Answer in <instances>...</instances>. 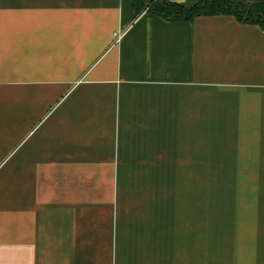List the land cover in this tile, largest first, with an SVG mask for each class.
Returning <instances> with one entry per match:
<instances>
[{
	"label": "crops",
	"instance_id": "1",
	"mask_svg": "<svg viewBox=\"0 0 264 264\" xmlns=\"http://www.w3.org/2000/svg\"><path fill=\"white\" fill-rule=\"evenodd\" d=\"M202 181L264 264L263 28L0 0V264H203Z\"/></svg>",
	"mask_w": 264,
	"mask_h": 264
},
{
	"label": "trees",
	"instance_id": "2",
	"mask_svg": "<svg viewBox=\"0 0 264 264\" xmlns=\"http://www.w3.org/2000/svg\"><path fill=\"white\" fill-rule=\"evenodd\" d=\"M135 13L150 12L168 21H189L202 15L229 14L243 23L257 24L264 29V4L233 0H199L191 5L167 0H132Z\"/></svg>",
	"mask_w": 264,
	"mask_h": 264
},
{
	"label": "rangeland",
	"instance_id": "3",
	"mask_svg": "<svg viewBox=\"0 0 264 264\" xmlns=\"http://www.w3.org/2000/svg\"><path fill=\"white\" fill-rule=\"evenodd\" d=\"M224 183V182H223ZM219 185V182H210V181H202V209H203V264H210L211 261L207 258V253L210 251V239L212 238V244L219 245L215 248V245H213L212 253H217L215 257L212 259L218 257L219 262L218 264H226L225 263V252H228V244H229V237H231L233 234H231L232 226L230 223L225 224H215L214 227L213 224H210L211 221H214L213 212L210 213V204L211 199L215 200L218 198L219 194L217 193V198L215 196H211V191L214 193L215 189ZM214 188V189H213ZM223 192H225V189L223 188ZM233 201H229V204H232ZM228 204V203H227ZM211 216V217H210ZM217 221L220 219V217H216ZM224 227V228H222ZM224 259L223 261H221Z\"/></svg>",
	"mask_w": 264,
	"mask_h": 264
}]
</instances>
